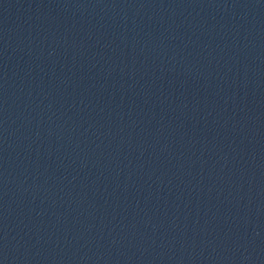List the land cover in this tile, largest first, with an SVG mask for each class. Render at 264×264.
<instances>
[{"label": "water", "instance_id": "obj_1", "mask_svg": "<svg viewBox=\"0 0 264 264\" xmlns=\"http://www.w3.org/2000/svg\"><path fill=\"white\" fill-rule=\"evenodd\" d=\"M0 264H264V0H0Z\"/></svg>", "mask_w": 264, "mask_h": 264}]
</instances>
